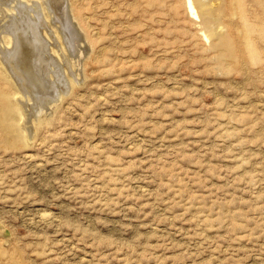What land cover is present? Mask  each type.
<instances>
[{"label": "rangeland", "instance_id": "rangeland-1", "mask_svg": "<svg viewBox=\"0 0 264 264\" xmlns=\"http://www.w3.org/2000/svg\"><path fill=\"white\" fill-rule=\"evenodd\" d=\"M63 1L0 0V264H264V0Z\"/></svg>", "mask_w": 264, "mask_h": 264}, {"label": "bare ground", "instance_id": "bare-ground-1", "mask_svg": "<svg viewBox=\"0 0 264 264\" xmlns=\"http://www.w3.org/2000/svg\"><path fill=\"white\" fill-rule=\"evenodd\" d=\"M188 3L191 7V0H188ZM57 18H59V20L61 22V28H62V32L64 34L65 43L68 45V47L70 49L75 50L78 46L77 44L79 41V37H78L77 33H75L73 30H71V26L69 23L70 19L68 18V14L65 11V12H63L62 15H60V17L57 16ZM33 36H34V34L27 33L26 31L18 32L17 34L14 35L13 39H11L12 46L6 50V56L9 57L10 61L14 64V66L20 68L26 76H30V74L32 73L31 67L28 65L32 64L34 66V64L37 63V49H36L35 45H34V50L32 49L31 50L32 52L29 51L30 54L27 51V49L30 46L33 47V44L30 42V39L33 38ZM27 59H28V65L27 66L29 69H27V67L22 68L23 66L24 67L26 66L25 63L27 62L26 61ZM36 82L42 88L45 86L44 82H42L40 80L28 82L29 83L28 85L30 86ZM30 88L33 89L34 87L30 86ZM46 90H48V91H46ZM37 93H40V94H37ZM37 93L35 94L36 95L35 106L39 105L40 103H42L44 101L45 102L50 101V100H48V98L53 97V93L50 91V88H48V87L45 90L39 91Z\"/></svg>", "mask_w": 264, "mask_h": 264}]
</instances>
